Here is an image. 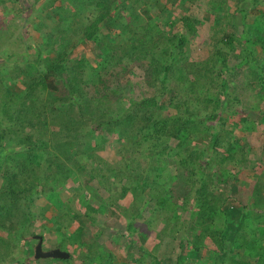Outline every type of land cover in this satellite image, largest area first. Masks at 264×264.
<instances>
[{
	"label": "rangeland",
	"instance_id": "1",
	"mask_svg": "<svg viewBox=\"0 0 264 264\" xmlns=\"http://www.w3.org/2000/svg\"><path fill=\"white\" fill-rule=\"evenodd\" d=\"M147 1L150 6H145L140 14H147L152 19L151 23L161 28V32H158L159 35L155 37L161 46L154 50V54L145 56L141 61L124 59L123 66L127 67L125 73L121 80L112 86L119 89L116 96L117 102L114 103L115 109L119 104L128 105L131 99L140 102L155 98L157 106L154 109V121H164L178 116L187 118L186 111L197 108L196 96H208L206 90L209 91L210 98L213 97L216 101L224 100L222 89L216 86V82L219 81L217 73L225 71L222 67L223 60L228 68H235L233 76L229 77L227 74L226 76L233 89L231 98L235 101L237 97L242 101V105L232 104V99H229L231 110L219 111L222 117L227 119L224 131L219 130V127L216 129V121L207 120L206 117L193 118L195 122L203 121L202 124L199 123L198 130L193 129L195 122H191L192 120L186 124L189 140H191L186 147L191 151L200 152L203 164L211 162L221 153H226L223 141L234 144L238 149L235 153L237 158L245 156V161L239 165L229 160L211 169L217 178L211 189L230 199L229 206L217 216V222L224 227L221 236L225 240L226 247H229L233 236L238 231L237 224L243 214H250V212L264 214V207L255 206V199L251 196L253 185L258 183L264 199V82L259 83L258 80H253V76L251 78L247 76L248 74L257 76L264 72V43L262 42L264 40V0ZM115 8L114 14L119 19L110 31L104 29L100 34L106 35L118 45L127 44L132 38V33L122 25L131 22L129 16L131 6L123 0H115ZM161 8L164 9L163 12ZM74 11L73 0L0 2V73L7 67H24L33 63V58L26 52V46L33 48L29 53L40 46L42 37L37 31V25H42L43 28L54 26L64 15L70 17ZM93 13L94 10H91L83 15L92 17ZM184 17L191 19L196 34L188 35V46L184 53L177 52L174 55V59L176 57L174 64L181 73L176 70L168 72L164 83L162 78L159 80L148 78L147 68L150 63L155 68L166 61V57L161 55L162 49L167 44L166 40L188 33L182 22ZM165 18L169 19L167 25L164 23ZM82 21H84L83 18H74L71 20L72 26L78 24V28L83 29ZM258 21L261 25L256 32ZM247 29L250 31L249 36L244 34ZM229 33L233 36L227 43L225 39ZM73 36L76 35L72 32L68 39ZM67 52L69 60L85 59L86 66H91L97 73H102L101 77L106 76L103 67L97 65L99 51L93 44L81 42L74 49L68 48ZM58 54V50L44 51L41 56L43 62L37 66V71L43 73L44 65L54 61ZM169 63L172 62L169 60ZM96 71L91 72L96 73ZM89 73L87 69L86 75ZM180 75H184V79L177 77ZM197 75L200 76V82H195V89L199 90L203 86L204 89L194 93L190 91L191 82L184 81L186 78H194ZM4 82L6 85L0 82V131L11 126L2 113L1 101L7 100L5 94L16 93L20 96L25 94L21 80L11 82L7 79ZM183 85H187L185 86L187 88ZM200 109L202 110V106ZM208 111H211V108ZM29 130L26 129V131ZM84 132L90 134L91 145H99L100 148L91 151V156L85 154L78 159L72 156L65 161L67 167L74 169L75 175H71L64 181V187L59 190L60 192L57 191L55 194L56 187L51 182L45 185V191L49 194L37 197L32 209L21 220L27 226L24 241L19 243L21 254L16 257L31 256V250L37 243L34 237L42 235L43 249L58 247L72 254L71 264H99V262L157 264L156 261L159 259H165L162 264H214L217 256L221 254L216 251V246L211 239L206 238L204 246L197 253L191 244L189 217L196 212L192 209L193 198L190 199L185 213L177 212L180 215V221L171 220L170 224L165 226V214L155 212L158 204L156 201L160 197L158 200L151 199L149 189L141 196L136 195L139 173L126 169L125 165L135 167L134 164L139 162L140 166L148 167L149 180L153 179L157 173L151 170L156 165L154 159L149 156L152 152L154 155L152 148L146 143L137 145L127 138H119L116 134H106L103 142L102 135L91 123L83 128ZM213 132L223 136L219 135L214 142ZM137 134L140 136L142 132ZM7 135L3 140L4 152L8 158L15 157L20 150L18 147L15 151L8 149V142L11 143L14 137L10 138V135ZM176 142L173 138L165 140V144L172 148ZM164 157L166 165L158 174L155 184L156 190L164 188L161 196L162 203L164 208L171 212L179 208L182 203L179 199L181 197L177 195L178 186L174 178L177 167L167 163L169 159L167 156ZM8 164L0 166V169L4 171ZM38 169L40 168L36 165L35 170ZM3 183L4 180L0 177V186ZM124 186L129 187L131 191L122 198L120 195ZM117 196L118 198L111 204L110 202ZM142 202H146V208H141V216L132 220L133 214L137 213V206H141ZM247 202L248 206L244 207L243 204ZM40 211L44 212L43 217L40 216ZM62 216L70 225L69 230L83 227L84 240L88 243L92 242L90 254L86 253V246L71 244L68 246L65 236L69 232L54 229L55 223ZM0 234L4 238L7 237L5 230H0ZM234 253L235 251H231L232 255ZM217 262L228 264L229 260ZM23 264L65 263L47 259L31 261L29 257Z\"/></svg>",
	"mask_w": 264,
	"mask_h": 264
},
{
	"label": "trees",
	"instance_id": "2",
	"mask_svg": "<svg viewBox=\"0 0 264 264\" xmlns=\"http://www.w3.org/2000/svg\"><path fill=\"white\" fill-rule=\"evenodd\" d=\"M5 1L0 0V2ZM73 1L75 11L70 17L64 15L60 22L51 27L43 28L42 25H37V31L42 37L40 46L38 49L34 48L31 53L29 52L33 48L26 46V52L33 58V63L24 67H7L0 73L2 84H5L4 81L7 79L11 82L21 80L25 89L23 96L9 93L5 94L7 100L1 101L2 113L11 126L0 131V166L9 163L4 171L0 169V177L4 180L0 186V230H5L7 236L4 238L0 234V264H23L25 259L28 261L34 253V248L31 250V256L16 257L21 254L19 243L24 241L27 226L21 220L32 209L37 197L49 194L45 191L47 183L54 184L55 194H57V191L64 187V181L71 175H75L74 169L66 166L67 159L72 156L78 159L85 154L91 156V151L100 148L99 145H91L90 134L83 133V128L88 123L94 125V129L102 135L103 142L106 139V134H116L119 138H127L137 145L146 143L152 148L154 155L152 152L149 156L154 159L156 165L151 170L157 173L153 179L149 180L147 166H140L139 162L134 164L135 167L129 164L125 165L126 169L139 173L136 195L141 196L149 189L151 199L158 200L160 197L156 201L158 204L155 212L165 214V226L170 224L171 220L179 222L181 218L177 212L185 213L190 199L193 198L192 209L196 212L189 217V230L192 233L191 244L196 253L204 246L205 239L209 238L216 246V251L221 254L217 256L214 264H220L217 262L219 260H229L228 264H264V214H251V212L243 214L237 224V233L233 236L230 246L226 247L225 240L221 236L224 227L217 222V216L229 206L230 199L211 189L217 180L213 174L214 171L211 172L215 165L219 167L229 160L233 164L239 165L245 161V156L237 158L235 153L238 149L234 144L223 141L226 153H221L211 162L203 164L202 154L186 147L191 141L186 124L191 120L194 123V117L196 119L206 117L207 120L216 121L215 128L219 127V130L224 131L227 119L222 117L219 111L231 110L229 99H232L233 89H231L226 74L229 77L233 76L235 68H228L223 60L222 67L225 71L217 73L219 81L216 82V86L222 89L224 100L216 101L213 97L210 98L209 91L206 90L208 96H196L197 108L192 111L187 110V118L178 116L164 121H154V109L157 106L155 98L144 99L140 102L131 99L128 105L118 103L119 105L115 109L114 103L117 102L116 96L119 89L118 87L112 88V86L115 82L120 81L125 73L127 67H124L122 62L126 58L134 62L141 61L145 56L154 54V50L161 46V43H158L159 40L155 38L156 35H159L158 32H161V28L157 24L151 23L152 19L147 14H140L145 6H150L147 0H123L131 6L129 15L131 22L124 23L122 26L132 33V38L127 44L118 45L106 35L100 34L104 29L110 31L119 19L114 14L116 11L115 0ZM91 10H94L92 17L83 15ZM163 11L164 9L161 8V12ZM144 12L146 13V11ZM79 17L85 21H82L83 29H79L78 24L72 26L71 20ZM164 20L167 25L169 19L165 18ZM182 22L188 33L179 34L166 40L168 45L165 44L161 53L162 57H166V61L155 68L150 63L147 68L148 78L156 80L162 78V83H164L168 72L176 70L181 73L174 64L176 60L174 55L177 52L184 53L188 46V35L196 34V29L189 17H184ZM260 25L261 23L258 21L256 32ZM72 32L76 36L68 39ZM244 34L249 36L250 31L247 29ZM232 36L231 33L226 35L227 43L231 41ZM81 42L82 44L91 43L99 51L97 65L103 67L106 74L104 78L101 77L102 73H97L95 68L86 66L85 59H68V48L74 49ZM262 42L264 43V40ZM49 50H58L59 54L54 61L43 64L44 72L41 73L37 71V66L43 62L41 60L42 53ZM169 60L172 63H169ZM87 69L90 71L89 75H86ZM92 70L96 73H92ZM247 76L249 78L253 76V80H258L259 83L264 82V72L257 76H250V74ZM177 77L184 79V75ZM199 78L200 76L197 75V77L185 79L184 82H191L190 91L199 93L201 89H204V86L199 90L195 89V82H200ZM231 103L242 105V101L237 97L235 101L232 99ZM113 104L114 106H112ZM200 106H202V110ZM209 108L211 111H208ZM202 122H195L193 129L198 130V125ZM27 128L30 130L26 131ZM137 132H142V135L138 136ZM7 134L10 135V138L14 137L11 143L8 142V149L15 151V148L18 147L20 150L15 157L8 158L4 152L3 140L6 139ZM219 135L213 132L214 142L215 138H219ZM169 138L177 141L173 148L165 144V140ZM164 156L169 159L167 163H172L177 167L174 178L177 181V183L175 182L178 186L177 195L181 197L179 199L182 205L173 209L175 212H170L163 206L161 196L164 193V188L156 190L155 183H157L158 174L166 165ZM36 165L40 168L37 171L35 170ZM128 191H131L129 187L124 186L120 197L123 198ZM261 193L260 185L258 183L253 185L251 196L255 199L254 205L263 208L264 199ZM117 198L118 196L110 203L112 204ZM248 204V202L244 203L243 206L246 207ZM141 208H146V202L137 206V213L133 214L132 220L141 216ZM40 214L41 217L44 216L43 211H40ZM59 221L55 223L54 229L69 232L65 236L68 246L69 244L86 246V253L90 254L92 242L88 243L84 240L83 227L79 226L71 231L64 216L60 217ZM39 236L44 240L42 235ZM231 251H235L234 255L231 254ZM47 260L71 264L72 254L66 260ZM164 262L165 259L156 261L157 264ZM99 264L106 263L99 262Z\"/></svg>",
	"mask_w": 264,
	"mask_h": 264
},
{
	"label": "water",
	"instance_id": "3",
	"mask_svg": "<svg viewBox=\"0 0 264 264\" xmlns=\"http://www.w3.org/2000/svg\"><path fill=\"white\" fill-rule=\"evenodd\" d=\"M38 240L34 247V253L30 257L31 261H36L38 259H61L66 260L70 258V254L60 248H53L49 250L43 249V238L41 236L36 235L34 237Z\"/></svg>",
	"mask_w": 264,
	"mask_h": 264
},
{
	"label": "clouds",
	"instance_id": "4",
	"mask_svg": "<svg viewBox=\"0 0 264 264\" xmlns=\"http://www.w3.org/2000/svg\"><path fill=\"white\" fill-rule=\"evenodd\" d=\"M37 242H38V240H37ZM58 248V247H57Z\"/></svg>",
	"mask_w": 264,
	"mask_h": 264
}]
</instances>
